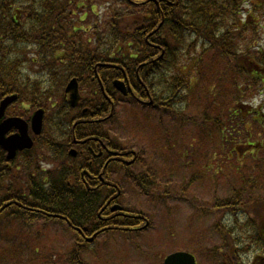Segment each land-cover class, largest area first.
Masks as SVG:
<instances>
[{
    "label": "trees",
    "instance_id": "obj_1",
    "mask_svg": "<svg viewBox=\"0 0 264 264\" xmlns=\"http://www.w3.org/2000/svg\"><path fill=\"white\" fill-rule=\"evenodd\" d=\"M73 76L83 90L75 109L60 106L64 84ZM115 80L125 81L131 92L122 95ZM14 93L21 106H43L48 119H54L59 140L45 142L53 154L46 160L55 162L59 156L60 165L41 173L43 155L33 154L27 157V171L14 168L20 177L10 176L8 191L0 180V207L15 200L8 207L35 208L31 215L19 207L6 215L4 229L10 233H0V240H9L1 249V264H13L12 251L22 252L21 243L29 236L36 239L31 246L36 261L49 226L37 232L32 225L27 233L26 221L46 216L65 222V217L66 226L86 228L87 235L107 227L102 219L107 214L125 225L138 223L134 214L120 217L107 209L108 201L124 197L126 181L111 174L119 169L160 203L169 197L181 200L199 182L183 179L169 187L160 182L158 170L139 167L144 151L135 156L125 140L115 139L123 141L115 126L125 106L216 127L217 146L207 151V176L221 170L214 166L217 151L228 158L225 171L236 176L224 195L212 196L215 219L208 232L217 233L212 244L220 245L214 252L221 253L222 264H264V105L257 111L250 106L256 97L264 98V0H31L28 7L23 0H0V98ZM200 98L201 112L190 117V103ZM73 146L79 158L69 154ZM230 155L238 165L246 163L245 172L231 169ZM87 235L73 232L64 263L90 264L84 255L94 247ZM46 251L52 250L44 251L52 261L54 252L48 256Z\"/></svg>",
    "mask_w": 264,
    "mask_h": 264
},
{
    "label": "rangeland",
    "instance_id": "obj_2",
    "mask_svg": "<svg viewBox=\"0 0 264 264\" xmlns=\"http://www.w3.org/2000/svg\"><path fill=\"white\" fill-rule=\"evenodd\" d=\"M23 1L28 7L31 0ZM209 76L213 77V72H210ZM261 101L262 97L258 96L252 102L254 105H258ZM191 103L188 113L194 116L201 112L204 99L200 98L197 102ZM160 114L161 116L165 115L163 112H158L155 114L157 116L149 117L145 111L125 106L123 112H118L116 128L118 131L126 129L128 135L123 131L121 135L129 147L134 146L143 150L145 158L152 159L153 166L156 165L155 170L159 172L160 182L165 186L166 184L169 187L173 184H180L183 179L194 178L199 179V182L192 185L189 191L180 197L181 200L169 197L167 203H160L159 199L140 194L133 182L127 181L126 172L123 169H119L116 173L112 172L111 174L116 180L120 178L122 182L126 181L122 184L125 198L121 197L120 203L128 209L142 210L145 217L150 220H143L128 228L119 226L120 231L107 232L103 229L98 236L91 235L93 241L89 240L88 243L94 247L93 253L84 255L91 259L90 264H162L163 258L176 249L194 251L199 264L223 263L221 253L218 252L219 255L216 256L217 254L214 252L215 247L220 248V245L212 244L217 241L218 235L214 230L208 232V228L212 226L215 219V211L211 202L213 194L224 195V191H228L234 182L231 180L233 173L225 171L224 168L225 160L227 161L228 158L220 151L214 152L216 157L214 166L221 170H216L218 172L212 178L207 176L209 174L205 168L209 160L207 151L213 146L215 148L217 146L213 143L217 142L216 127L206 126L204 123L196 125L189 118L178 120L171 115L163 117V120L160 121ZM149 118H153L157 122L154 132L151 124L146 128ZM51 125L49 124L48 127ZM252 128L256 133L255 126L252 125ZM48 131V138L56 139L54 129L49 127ZM104 131L107 133L109 129L104 127ZM109 132L115 136L112 131ZM115 139L124 142L119 138L115 137ZM134 147L133 150L136 149ZM38 150H41L40 146H38ZM185 150H187L186 156H184ZM230 156L233 161L231 169L245 172L246 163L240 166L237 161H234V157ZM145 164L149 163L145 162ZM139 170L140 168H135V171ZM47 171H55V166ZM253 175L258 176L259 173ZM233 176L236 175L233 174ZM39 183L42 184L41 181ZM163 190L161 189V192ZM45 222V220H38L37 227H34L35 230L42 232L45 229L43 227ZM48 222L55 226L49 229L53 232H47L48 235L41 239L40 247L42 249L36 253V261L33 259V250L31 249V246L36 244V239L34 236H29L26 241L23 240L21 243L22 252L20 249L12 251L13 264H70L63 261L75 237L65 225L66 222L58 220H48ZM144 227L147 228L144 229ZM20 228L17 225L14 229L18 232ZM8 241L0 240V256L1 249L8 247ZM11 242L16 247L20 244V241L18 243ZM46 249H51L54 252L52 261L44 257ZM46 252L48 256L51 254L49 251ZM1 263L3 261L0 259Z\"/></svg>",
    "mask_w": 264,
    "mask_h": 264
},
{
    "label": "water",
    "instance_id": "obj_3",
    "mask_svg": "<svg viewBox=\"0 0 264 264\" xmlns=\"http://www.w3.org/2000/svg\"><path fill=\"white\" fill-rule=\"evenodd\" d=\"M118 87L126 93V88L123 84H118ZM68 90H72V102H74L77 97H78V86L75 81H72V83L69 85ZM7 99L2 103V106L0 108V117L3 114L5 106L8 104L9 100ZM41 113V112H40ZM41 114H36L33 118V128L36 133L40 131L41 128V121L42 119L40 118ZM9 122H14V124L21 130L20 134L17 136L9 139V140H4V133L7 131L5 130L4 133L1 132V127H0V144H3L6 149L10 150L11 153H14L17 149H23L30 147L32 144V140L30 136L28 135V129H27V124H25L21 119H9L6 121L5 124H8ZM164 264H197L195 257L187 252H176L171 255H169Z\"/></svg>",
    "mask_w": 264,
    "mask_h": 264
},
{
    "label": "flooded vegetation",
    "instance_id": "obj_4",
    "mask_svg": "<svg viewBox=\"0 0 264 264\" xmlns=\"http://www.w3.org/2000/svg\"><path fill=\"white\" fill-rule=\"evenodd\" d=\"M8 115H10V111H8L7 113ZM81 125V124H80ZM13 124L11 122H9L8 124H0V127H1V132L5 131V130H8L10 127H12ZM16 131L14 129H12L10 132H8L7 136H12ZM36 143V142H35ZM34 143V144H35ZM36 145V144H35ZM34 146V145H33ZM24 151L22 152H19V154L23 153ZM26 152V151H25ZM8 153L5 152L4 149H1L0 147V177L3 175V177L5 176V174H8L12 169H13V160L12 159H8ZM59 160L56 159L55 162H53L54 164H58ZM12 165H11V164ZM6 177V176H5ZM4 177V178H5ZM3 178V180H4ZM108 203V202H107ZM112 203L114 202H110L107 204V208H110V206H112Z\"/></svg>",
    "mask_w": 264,
    "mask_h": 264
}]
</instances>
